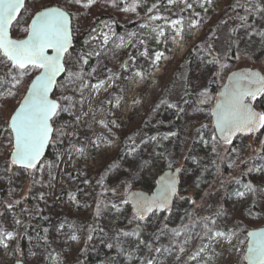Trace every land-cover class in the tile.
I'll return each instance as SVG.
<instances>
[{
	"label": "rangeland",
	"instance_id": "374dc122",
	"mask_svg": "<svg viewBox=\"0 0 264 264\" xmlns=\"http://www.w3.org/2000/svg\"><path fill=\"white\" fill-rule=\"evenodd\" d=\"M49 1L27 2L11 35L26 37L24 29ZM74 7L75 37H81L101 14L107 15L106 20L112 14L120 24L133 27L106 48L92 72L86 63L78 62L82 56L77 51L66 54L65 74L81 72L85 82L79 112L72 114L71 125H61L68 135L48 184L50 202L39 197V172L11 164L12 137L10 129L4 130L39 72L25 76L12 89L15 96L7 94L11 83L2 84L0 194L8 206L32 196L48 226L42 243L35 244L34 236L25 237L30 257L26 263L14 251L22 232L17 231L13 214L0 219V231L13 234L0 243V264H76L85 248V221L94 217L98 220L89 227L96 235L93 255L109 253L116 257L115 264H139L149 248L153 264H246L247 233L264 226V171H248L264 168V130L240 134L232 145H226L212 126L211 109L232 71L252 68L264 74V39L248 35L264 32V0H212L211 4L205 0H115V6L111 0H95L89 7L83 3ZM175 20L182 24L174 27ZM177 28L182 29L181 35L176 34ZM156 53L163 54L158 62ZM5 59L0 51V61ZM0 69L7 81V70L2 64ZM137 72L143 77L136 76ZM100 81L105 83L97 90ZM65 84L57 83L55 99L68 95ZM261 97L249 101L264 113ZM54 127L60 125L54 123ZM136 130V137L129 139ZM73 145L84 148V155H78ZM50 168L40 167L41 171ZM173 168L181 169L179 191L184 198H175L169 213H153L144 230L139 226V231H129L131 206L120 201L131 190L153 192L159 175ZM247 185L254 190L248 191ZM113 203L120 204V212L112 208ZM217 231L229 235L217 238ZM73 235L78 239L72 240Z\"/></svg>",
	"mask_w": 264,
	"mask_h": 264
},
{
	"label": "snow or ice",
	"instance_id": "6c2138e0",
	"mask_svg": "<svg viewBox=\"0 0 264 264\" xmlns=\"http://www.w3.org/2000/svg\"><path fill=\"white\" fill-rule=\"evenodd\" d=\"M111 2L115 6V0H111ZM172 2L173 0H169V3ZM205 2L211 4L212 0H205ZM82 3L84 7H89L95 3V0H87L86 3L83 0H69L70 6ZM187 6L191 7L190 4ZM153 7H156V5H153ZM24 8L25 0H0V51L3 52V56L6 58L0 61V64L7 70L8 77L6 81L5 76L0 75V85L5 82L11 83L12 88L8 90L7 94L15 96L16 93L12 89L20 86L25 76H28L33 70L39 72V74L32 81L22 103L14 110L7 121L8 128L4 130L10 129L9 135L12 137L9 141L13 144L11 164L19 165L24 170L34 169L39 172L42 169L37 168V164L40 162L45 145L53 137L59 138L67 134L63 128H55L54 123L60 112L70 110L72 97L62 95L60 99H51L49 93L52 88L57 86V75L66 71L62 61L64 54L68 53L71 45L72 30L69 26V12L58 7L45 8L42 11H37L35 19L31 20L30 26L24 29L27 34L26 39H10L7 30L12 25L17 13ZM261 11H264V9H261ZM241 19L244 20L245 17H241ZM172 24L175 27L182 24V21L175 20L172 21ZM181 33L182 29L177 28L176 34L181 35ZM160 34L164 35L163 32ZM248 35L249 38L253 35H259L264 39V32H251ZM109 39L110 36L104 34L105 44ZM121 43H123V38H121ZM49 49L55 52L54 56L48 54ZM144 55H147V52ZM162 56V53H156L155 61H160ZM77 60L78 62L87 63V60L83 57H77ZM123 67L127 70L126 63ZM2 71L3 69H0V72ZM136 76L143 77V73L137 72ZM82 79L81 72H70L65 88ZM104 83V81H100L95 86L97 90L103 87ZM74 90L82 91V88ZM224 96L226 99L217 104L216 111L213 114L216 117L215 128L226 145H232L237 134L254 135L264 129V113H257L248 104L244 103L246 97L255 100L257 96H264V76H259L256 73L243 74L234 80L233 85L225 91ZM63 101H68L69 105L64 106ZM211 139L214 142L216 137L212 136ZM261 145V151H264V141L261 142ZM73 147L76 148L75 145ZM230 151H236V149L232 148ZM76 153L82 156L85 149L82 147L76 148ZM248 171H264V168H249ZM160 184L161 192L157 196L145 197L141 194L133 196L136 201L138 219L144 220L148 213L157 210H170L169 202L173 197L184 198L180 195L175 178H162ZM246 187L248 191L254 190L252 185ZM236 195L243 196L244 193L237 192ZM128 202L127 199H122L120 204H127ZM191 202L195 204L194 200ZM120 204L113 203L111 206L115 211L120 212ZM212 223L215 224V221H212ZM173 232L176 235L180 234L175 229ZM124 235L138 236V233H124ZM215 235L217 238H222L229 235V233L217 231ZM250 235L259 237L253 242V246L249 248V252L252 254L251 258L255 261V264H264V234L253 233ZM12 237L11 232L0 231V243H3L4 238L11 239ZM71 239L77 240L78 237L73 235ZM88 239H91V236ZM4 246L7 247L6 244ZM181 251H183L182 248ZM148 264H152V262L149 261Z\"/></svg>",
	"mask_w": 264,
	"mask_h": 264
},
{
	"label": "trees",
	"instance_id": "16d2710c",
	"mask_svg": "<svg viewBox=\"0 0 264 264\" xmlns=\"http://www.w3.org/2000/svg\"><path fill=\"white\" fill-rule=\"evenodd\" d=\"M29 1L30 0H27V2ZM52 5L60 6L63 9L69 11L72 17L74 16L75 7L74 4L70 6L69 0H50L47 3L46 7ZM254 10L255 8H253V11ZM253 16L254 14L250 15L249 18L251 19ZM108 17L109 20H106L107 15L101 14L97 17V19H95L94 23L89 26L88 30L81 37H75L74 47L72 50L77 51L84 59L87 60L86 66L90 72H92V68L96 65V62L99 60V58L103 55V53H105L104 51L106 50V48H108L111 44H113V42L118 40V38L123 34L124 30L133 27V25L131 24H120V22H118L116 17L112 14L108 15ZM104 20H106V22H104ZM104 34H108L110 36L107 44H105L103 40ZM230 49L233 52L232 47ZM68 79L69 73L67 71V74H64L58 82L65 81V83L67 84ZM84 82L85 81L83 78V81H76L74 84H70L67 86V88H64L68 92V96L72 97V106L70 107L69 111L60 112L59 115L55 118V125L59 124L60 128H62L61 125L63 123L71 125L73 122V116L79 112L78 100L81 96L82 91L74 89L83 88L82 85L84 84ZM1 88L2 85H0V89ZM64 102L65 101H63L62 103L64 104ZM68 105L69 102L67 106ZM260 106L264 111V96L260 98ZM73 113L74 115H72ZM147 125L148 122H146L145 125L141 126L140 130H144V126ZM150 129H152V127H150ZM63 130L67 134L59 138L56 137L55 142L51 141L50 148L45 158L37 165V168H40L44 164L51 167L48 171H46L45 169L43 171H39L41 177L37 181V185L39 186V197L41 196L45 198V201L47 202H50L51 200V197L48 193V184L51 177H53L54 175V167L58 163L60 155L66 148V136L68 135V130H65L64 128ZM138 133L139 130H136L128 138L134 139ZM129 146L132 147V144H130ZM17 167L18 166H16L15 168L24 170L23 168ZM9 213L13 214V222L16 226L17 231L22 232L21 240L15 245L14 251H19L20 258L27 263L30 261V257L27 256L26 248L28 247V243H25V237L27 235L34 236L36 242L35 244L42 243L45 239L48 221L42 215L40 207L37 205L36 200H34L32 196H28L24 200L18 201L8 206L5 197L3 196V194H0V219L8 217ZM67 217L70 218L69 216ZM128 217L130 220L129 225L131 226L128 229L129 231L137 232L139 231L137 230L139 226H143L139 229L144 230V226L147 225L146 219L140 220L130 212L128 213ZM96 220H98V217L88 218L85 221V224L88 228L85 248L78 254L76 264H98L100 261H103L104 264H115L116 262V257L110 255L109 253L101 257H95L93 255V246L96 243V235L91 232L89 227L91 226L92 228ZM17 221H19V223H17ZM66 223L67 222H65V224ZM89 236H91V239H88ZM149 261H151L153 264V254L150 248L142 255L139 264H148ZM32 263L35 264L36 262Z\"/></svg>",
	"mask_w": 264,
	"mask_h": 264
},
{
	"label": "water",
	"instance_id": "95a60500",
	"mask_svg": "<svg viewBox=\"0 0 264 264\" xmlns=\"http://www.w3.org/2000/svg\"><path fill=\"white\" fill-rule=\"evenodd\" d=\"M26 2H27V0H25V5H26ZM56 7L63 9V8L60 7V6H48V7H45V8H56ZM45 8H42V9L39 10V11H42V10L45 9ZM23 10H24V9H21V10L17 13V16H16V18L14 19L12 25H13V24L16 22V20L20 17V15L22 14ZM63 10H65V9H63ZM65 11H67V10H65ZM67 12H69V11H67ZM69 14H70V13H69ZM32 19H35V15L32 17ZM32 19H31V20H32ZM69 20H70V24H69V26H70V29L72 30V38H71V45H70V47H69L68 52H69L70 50H72L73 47H74L73 17H72L71 14L69 15ZM30 24H31V21H30ZM30 24H29V26H30ZM12 25H11V26L9 27V29L7 30V31H8V36H9V38H10V39H13V40H21V39L14 38V37L11 35ZM26 36H27V35H26ZM22 39H26V37H24V38H22ZM1 53H2V55H3V52H2V51H1ZM48 54L54 56V55H55V52H54L53 50L49 49V50H48ZM66 54H67V53L64 54V59H63V61H62V62L64 63V67H65V69H66V65H65V57H66ZM65 72H66V71L61 72V73H59V74L57 75V77H56V84H57L58 81L61 79V77L65 74ZM248 73H256V74H258L259 76H264V74H263L259 69L241 68V69H238V70L232 71L231 73H229V75L227 76V79L225 80V83L223 84V86L220 88V90L218 91V93H217V95H216L215 102H214V104H213V106H212V109H211V115H212V126H213L214 129H215V132H216V134H217V137H218V138L220 139V141H222V142H224V141H223V139L220 137L218 130L215 128L216 117H215V115H214L213 113L216 111V106H217V104L221 103L222 101H224V100L226 99L225 96H224V93H225L226 90H229V89H230V87H231V86L233 85V83H234V80H235L236 78H238L239 76H241V75H243V74H248ZM38 74H39V73H38ZM38 74H37V75H38ZM37 75H36V76H37ZM36 76H35V77H36ZM35 77L33 78V80L35 79ZM33 80H32V81H33ZM32 81H31V83H32ZM31 83L29 84L28 88L31 86ZM27 90H28V89H27ZM55 90H56V87L52 88L51 91H50V93H49V96H50L51 99H55V98L53 97V95H54V93H55ZM26 94H27V92H26ZM26 94H25V95H26ZM25 95H24V97H25ZM24 97H23V99H24ZM257 97H259V96H257ZM249 98H251V97H246L245 100H244V103L248 104V105H249L254 111H256L257 113H261V112L255 107V105L252 104V103L249 101ZM23 99L21 100L20 103H22ZM19 105H20V104H19ZM18 107H19V106H18ZM18 107H17V108H18ZM13 113H14V112H13ZM263 130H264V129H261L259 132L255 133L254 135L260 133V132L263 131ZM13 135H14V134H13ZM239 135H240V134H237L236 137L234 138V140H235ZM241 135H244V134H241ZM51 141H52V140H51ZM51 141L45 145L44 151H43V153H42V155H41V158H40V162L45 158V156H46V154H47V152H48V150H49V148H50ZM12 151H13V150H12ZM11 153H12V152H11ZM11 159H12V156L10 157V161H11ZM40 162H39V163H40ZM39 163H38V164H39ZM38 164H37V165H38ZM16 166L20 167L19 165H16ZM20 168H21V167H20ZM180 173H181V169H180V168H173V169H167V170H165V171H164L162 174H160L159 177L157 178V181H156V187L154 188L153 192H151V193H148V192L143 191V190H137V189L129 191L128 194H127V200L129 201L128 203H129L130 206H131V213H132L134 216L138 217V211H137V208H136V201L133 199V196H135L136 194H141V195H143V196H145V197H153V196H157V195L161 192V184H160V181H161L162 178H175L176 181H177V186H178V188H179V184H180ZM175 198H176V197H173V199L169 202L170 210H169V209H163V210H157V211H155V212H158V213H169V212L172 210V208H173V205H174V202H175ZM155 212H150V213H148L146 219L149 218V217H150L153 213H155ZM253 233H255V234H264V226L259 227V228H256V229H251V230H249L248 233H247L248 241H247V248H246V251H245V254H244V260H245L246 264H255V261L251 258V255H252V254L249 252V248L253 246V242H254L255 240H257L259 237H258V236L250 235V234H253ZM14 264H25V263H24L23 261H17V262H15Z\"/></svg>",
	"mask_w": 264,
	"mask_h": 264
},
{
	"label": "flooded vegetation",
	"instance_id": "af4514ba",
	"mask_svg": "<svg viewBox=\"0 0 264 264\" xmlns=\"http://www.w3.org/2000/svg\"><path fill=\"white\" fill-rule=\"evenodd\" d=\"M73 35H74V32H73ZM74 42H75V36H74Z\"/></svg>",
	"mask_w": 264,
	"mask_h": 264
}]
</instances>
